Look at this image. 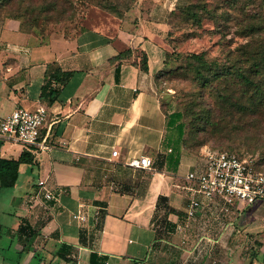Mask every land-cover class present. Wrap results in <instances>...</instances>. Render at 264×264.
Masks as SVG:
<instances>
[{
	"label": "crops",
	"instance_id": "0c3cea01",
	"mask_svg": "<svg viewBox=\"0 0 264 264\" xmlns=\"http://www.w3.org/2000/svg\"><path fill=\"white\" fill-rule=\"evenodd\" d=\"M173 1L136 0L123 19L98 10L70 38L24 33L18 19L0 17V116L44 106L41 137L49 146L31 153L0 140V159L31 154L15 185L0 189V240L13 252L0 264H192L208 241L230 250L222 264H264V200L236 213L204 201L186 216L200 197L185 177L203 157L183 146L182 120L157 78L170 50L164 35ZM124 51L125 58L110 60ZM55 66L71 76L64 85L52 82L59 93L47 103L41 88ZM139 156L152 160L150 170L125 165ZM39 181L60 191L48 210L29 201ZM159 210L167 228L155 224ZM77 211L85 223L71 217ZM62 245L68 262L58 254ZM243 249L250 259H242Z\"/></svg>",
	"mask_w": 264,
	"mask_h": 264
},
{
	"label": "rangeland",
	"instance_id": "374dc122",
	"mask_svg": "<svg viewBox=\"0 0 264 264\" xmlns=\"http://www.w3.org/2000/svg\"><path fill=\"white\" fill-rule=\"evenodd\" d=\"M136 0H107L113 8L109 11L116 15H122L125 11L133 8L136 4ZM172 1V0H170ZM42 0H35V3L42 5ZM259 2H262L264 8V0H236V6L233 11L229 10L228 5L224 4L222 0H175L173 1L175 6L178 7H190L195 5L196 7L206 6L209 9L215 10L218 13L226 10L232 14L230 21L228 22V34L224 38L220 37L221 32H225L226 29L221 27L220 30L214 27L212 21L204 19L201 27L190 26L188 24H178L176 21L174 37L176 41L170 46V51L178 53L176 61H173L174 67L181 66V69L174 68L175 71L168 75H165L160 79V90L173 101V107L183 113V120L186 125V142L189 144L192 151H198L202 153L204 150H226L234 149L241 153L245 157L253 159L258 162L259 169L264 171V122L257 119L248 117L247 114L235 115L232 119L230 117L221 116L220 110L215 103L214 89L220 85L214 82L212 86L202 84L195 81L192 74H186L183 72L184 65H179V61L188 53H198L205 51L208 58L221 59L222 53L227 49H233L237 45L248 41L247 36H240L237 33L239 30L236 27V22L240 13L238 11L239 6H243L245 3L250 7H254L255 11H261L257 6ZM251 3H254L253 5ZM30 1L28 0H10L5 3V7L9 8V13H5L3 8H0V17H4L6 14L9 16H15L18 20L28 24V16H17L21 11H17L18 8L29 7ZM170 4V2H168ZM167 4V5H168ZM32 5V4H31ZM74 16L70 19H64L60 22H41L40 26L26 27L31 29L34 35L50 36L52 34L62 35L66 38L75 36V34L83 29L87 24L86 19L88 16L95 14L98 10L109 15L99 7L98 0H87L85 2H79L74 0ZM2 9L4 11H2ZM134 9V8H133ZM17 13V14H15ZM38 12L32 15H37ZM49 13V12H48ZM262 13V11H261ZM53 15L51 20L61 19L60 16ZM203 15V14H202ZM263 15V14H262ZM44 18V14L41 15ZM264 16V15H263ZM114 17V16H113ZM117 18V17H116ZM220 23V22H218ZM182 25H184L182 27ZM196 33L195 37H186V33ZM184 33V34H183ZM164 39L168 40V35H164ZM175 59V58H174ZM195 153V152H194ZM211 221L210 217L206 219ZM155 224L159 228H167V220L165 211L159 210L155 215ZM160 234H164L166 231L160 230ZM208 238H215V232L213 229L207 231ZM4 238V237H3ZM6 239L0 240V256H13L12 249H9L5 245ZM205 246H200L196 251L197 262L192 264L207 263L214 258L216 262H210L209 264H222L224 259L229 257L230 250L226 247H221L213 242H206ZM248 249V248H246ZM243 249L242 259H250L251 254L257 255L256 247H254L251 254L249 250ZM227 252V253H225ZM203 259H202V258ZM241 257V256H240ZM200 259L202 260L200 262ZM248 262V261H246ZM245 262V264H247ZM260 261L258 260V264ZM242 264V263H240Z\"/></svg>",
	"mask_w": 264,
	"mask_h": 264
},
{
	"label": "trees",
	"instance_id": "16d2710c",
	"mask_svg": "<svg viewBox=\"0 0 264 264\" xmlns=\"http://www.w3.org/2000/svg\"><path fill=\"white\" fill-rule=\"evenodd\" d=\"M10 0H0V8L2 11L9 13V8L5 7V3ZM30 1L29 7L18 8L19 14L28 16V24L19 20L20 30L24 33L32 34L31 29L26 27L40 26L41 22H60L64 19H70L74 16V0H42V5L35 3V0ZM79 2H85L87 0H78ZM136 2V1H135ZM222 2L228 5L229 10L233 11L236 6V0H222ZM252 5L254 3H251ZM98 5L107 13L112 14L118 19H123L126 14L136 7L124 12V14L116 15L111 13L109 10L113 6L107 2V0H98ZM261 11H255L254 7H250L249 4L245 3L243 6L238 7L240 16L237 19L236 27L239 28L236 34L240 36H247L248 41H245L237 45L233 49L225 50L219 59L208 58L205 51L198 53H188L179 61V65H184L183 72L186 74H192L195 81L200 82L208 86H212L214 82H217L220 86L214 89L215 97L214 101L217 102L219 112L221 116L233 118V116L247 114L252 119H259L264 122V8L262 2L257 5ZM215 10L209 9L206 6L196 7L192 5L190 7H178L175 6L168 14V45L176 41L174 37L175 23L188 24L190 26L201 27L202 21L208 19L212 21L214 27L219 29L225 28V32L220 33V37L224 38L228 34V22L232 14L226 10L218 13ZM38 12L37 15H32ZM60 16L61 19L51 20L53 15ZM17 14V13H15ZM44 14V18L41 16ZM203 14V15H202ZM263 14V15H262ZM1 15V14H0ZM4 18H16L15 16L5 15ZM17 19V18H16ZM220 22V23H218ZM184 25H182L183 27ZM186 33V37H195L196 33ZM184 34V33H183ZM175 51L166 52V59L164 61V69L157 73V78L162 79L165 75L175 71L174 68L181 69L182 67H174L173 61H176L178 53ZM128 54V51L119 53L116 57H113L112 61L123 59ZM175 58V59H174ZM145 56L142 57V69L146 70ZM52 70V71H51ZM51 70L48 69L45 75V81L41 88L40 98L47 103L53 102L58 93V88L52 87V82L58 85H64L70 78V72H62L58 66H55ZM176 109V108H175ZM177 116L182 120L184 132L182 143L183 146L194 154H199L198 151H192L189 144L186 142V125L183 120V113L177 110ZM220 151L234 152L241 155L234 149H226ZM31 161V154L27 151H23L18 159L7 160L0 159V189L12 188L18 177V166L20 163H29ZM258 162L254 161L253 167L258 170ZM160 201L165 200L160 198ZM67 247L62 245L58 254L60 257L68 262L65 254L61 252L66 250Z\"/></svg>",
	"mask_w": 264,
	"mask_h": 264
},
{
	"label": "built area",
	"instance_id": "2783aa9c",
	"mask_svg": "<svg viewBox=\"0 0 264 264\" xmlns=\"http://www.w3.org/2000/svg\"><path fill=\"white\" fill-rule=\"evenodd\" d=\"M47 118V109L38 106L35 110L15 108L10 114L0 116V140L22 145L31 153L47 151L49 146L41 137V129ZM113 151L112 155L116 156ZM203 162L186 175V180L195 186L200 197L191 199L186 207V216L194 217L204 201L214 203L223 213L238 212L242 206L264 200V172L253 167V159L228 151L204 150ZM125 165L133 169L150 170L152 160L147 156L132 157ZM60 191L51 189L46 181H39L29 197L33 205L50 209L59 199ZM219 215V214H218ZM71 217L85 223L87 215L74 212ZM99 220V211L93 214ZM218 218V217H217Z\"/></svg>",
	"mask_w": 264,
	"mask_h": 264
}]
</instances>
